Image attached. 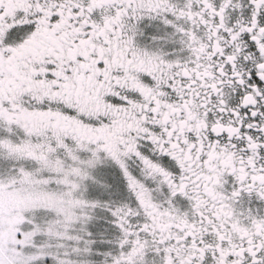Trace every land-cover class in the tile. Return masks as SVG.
<instances>
[{
    "label": "snow or ice",
    "instance_id": "obj_1",
    "mask_svg": "<svg viewBox=\"0 0 264 264\" xmlns=\"http://www.w3.org/2000/svg\"><path fill=\"white\" fill-rule=\"evenodd\" d=\"M0 264H264V0H0Z\"/></svg>",
    "mask_w": 264,
    "mask_h": 264
}]
</instances>
